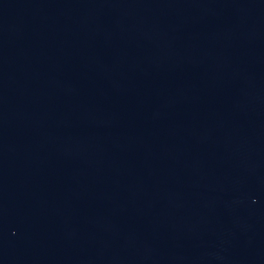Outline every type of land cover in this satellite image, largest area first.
Listing matches in <instances>:
<instances>
[{
    "label": "water",
    "instance_id": "obj_1",
    "mask_svg": "<svg viewBox=\"0 0 264 264\" xmlns=\"http://www.w3.org/2000/svg\"><path fill=\"white\" fill-rule=\"evenodd\" d=\"M0 264H264V21L0 92Z\"/></svg>",
    "mask_w": 264,
    "mask_h": 264
}]
</instances>
